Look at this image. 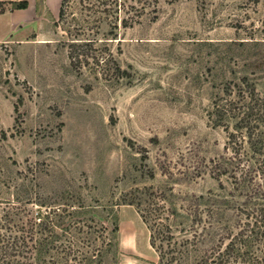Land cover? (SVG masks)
I'll list each match as a JSON object with an SVG mask.
<instances>
[{
	"label": "rangeland",
	"instance_id": "1",
	"mask_svg": "<svg viewBox=\"0 0 264 264\" xmlns=\"http://www.w3.org/2000/svg\"><path fill=\"white\" fill-rule=\"evenodd\" d=\"M38 6L24 38L0 44V200L67 209L57 229L68 222L86 249L106 227L101 264L157 263L137 204L164 206L191 254L234 233L246 187L215 178L226 131L209 112L243 77L264 93V0H160L95 43L106 65L97 50L81 67L58 12Z\"/></svg>",
	"mask_w": 264,
	"mask_h": 264
},
{
	"label": "trees",
	"instance_id": "2",
	"mask_svg": "<svg viewBox=\"0 0 264 264\" xmlns=\"http://www.w3.org/2000/svg\"><path fill=\"white\" fill-rule=\"evenodd\" d=\"M159 2L61 0L55 24L64 25L72 36L68 44L71 64L81 67V55L88 57L99 50L95 65H106L108 60L102 56L105 47L98 49L95 43L115 35L120 27L138 23L144 16L155 17ZM15 5L24 8L27 3ZM103 25L107 30L101 32ZM209 114L226 131L223 150L228 155L215 161V178L220 180L227 174L236 189L246 187L243 203L236 207V231L222 236L220 243L202 254H191L189 241L176 239L168 223L169 213L161 210L164 206L146 210L137 204L149 228L150 245L157 252L156 264H264V93L260 94L244 77L240 82H229L212 100ZM66 210L56 207L42 214L29 201L0 200V264H101L103 253L110 249L105 240L107 228L101 226L97 235L101 242L92 250L86 249L85 238L72 234L68 222L62 220L57 229L58 221L73 215ZM76 222L81 224L78 232L87 235L85 222ZM116 230L113 227L110 231Z\"/></svg>",
	"mask_w": 264,
	"mask_h": 264
},
{
	"label": "crops",
	"instance_id": "3",
	"mask_svg": "<svg viewBox=\"0 0 264 264\" xmlns=\"http://www.w3.org/2000/svg\"><path fill=\"white\" fill-rule=\"evenodd\" d=\"M22 1L27 3L26 7H16ZM40 1L50 13L58 12L61 0H0V44L24 38L23 28L35 25L39 18Z\"/></svg>",
	"mask_w": 264,
	"mask_h": 264
}]
</instances>
